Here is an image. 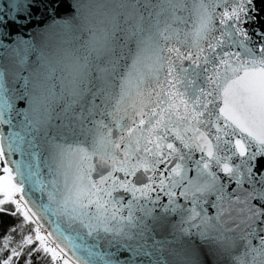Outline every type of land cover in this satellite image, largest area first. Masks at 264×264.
I'll return each mask as SVG.
<instances>
[{
    "label": "snow or ice",
    "instance_id": "snow-or-ice-1",
    "mask_svg": "<svg viewBox=\"0 0 264 264\" xmlns=\"http://www.w3.org/2000/svg\"><path fill=\"white\" fill-rule=\"evenodd\" d=\"M71 6L0 0V264H264V0Z\"/></svg>",
    "mask_w": 264,
    "mask_h": 264
},
{
    "label": "water",
    "instance_id": "water-1",
    "mask_svg": "<svg viewBox=\"0 0 264 264\" xmlns=\"http://www.w3.org/2000/svg\"><path fill=\"white\" fill-rule=\"evenodd\" d=\"M72 2L73 0H44L45 4H51L52 6L55 7V12L49 14L46 8H42L39 11H37L36 13H34L37 16H40L41 19L33 22V24L31 25L32 28H42L46 23H49L53 18L54 19H63V18H67L68 16L74 14L75 9L72 8ZM258 6H259V2H258ZM262 15H264V12L261 13ZM28 29H24L23 31L20 30H16L11 32V35H22L23 38L27 39L28 38ZM6 42H11L6 41Z\"/></svg>",
    "mask_w": 264,
    "mask_h": 264
},
{
    "label": "trees",
    "instance_id": "trees-1",
    "mask_svg": "<svg viewBox=\"0 0 264 264\" xmlns=\"http://www.w3.org/2000/svg\"><path fill=\"white\" fill-rule=\"evenodd\" d=\"M6 210L11 211V205H6ZM6 212H0V238L3 237L4 234L7 233V230L14 225H16L19 222V219L17 217H12L7 214ZM18 238V237H17ZM21 264L23 262L21 261ZM33 264H48L47 259H41L37 261L35 258H33Z\"/></svg>",
    "mask_w": 264,
    "mask_h": 264
}]
</instances>
